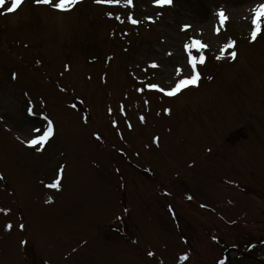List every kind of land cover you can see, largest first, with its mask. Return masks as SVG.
<instances>
[{
    "label": "rangeland",
    "instance_id": "obj_1",
    "mask_svg": "<svg viewBox=\"0 0 264 264\" xmlns=\"http://www.w3.org/2000/svg\"><path fill=\"white\" fill-rule=\"evenodd\" d=\"M126 4L0 9V264H264V0Z\"/></svg>",
    "mask_w": 264,
    "mask_h": 264
},
{
    "label": "snow or ice",
    "instance_id": "obj_2",
    "mask_svg": "<svg viewBox=\"0 0 264 264\" xmlns=\"http://www.w3.org/2000/svg\"><path fill=\"white\" fill-rule=\"evenodd\" d=\"M6 2H9V0H0V9L5 8ZM82 2H83V0H32V3L36 7H46V8H50L54 11L61 12V13L71 12L78 4H80ZM95 2L97 4H101V3L112 4L113 0H95ZM115 2L118 3L119 0H115ZM172 2H173V0H155V6L159 7V8H164L165 6H170L172 4ZM27 3H28V0H10V6L7 7V9L5 10V14L18 12V11L22 10ZM126 6L134 7L135 6L134 0H127ZM109 15H111V14H109ZM218 16L220 19V23L223 24L226 20L225 13L223 11H220L218 13ZM261 16H264V4L259 5L255 9V19L253 20V23L255 25V30L252 32V41L256 40L257 35L260 32L259 19ZM129 20L133 25L139 24V20L136 18H133L130 16ZM189 27H190L189 25H185L184 30H187ZM217 32H219V29H217ZM206 47H207V45L201 43L200 40H193L191 43H188L185 45V50L188 53L187 63L190 65V67H189L187 73H185L183 69L178 70L180 73V78L178 79V81L175 83V85L172 88L164 89V88L160 87L158 84L150 85L149 87L152 89H155L156 91L162 92L164 95H166L168 97H174L190 86H199V81L201 80L202 77H201V72L198 70L197 66L205 64L206 58L203 55H201L199 57V60H197L195 57H193L191 55V53H192L193 48L204 49ZM228 47L234 48L235 42L234 41L231 42L228 45ZM230 57L232 60H235L237 58V52L232 51L230 53ZM223 58H224L223 56L217 57V59H223ZM151 67L155 68V67H158V65L153 64V65H151ZM16 78H18V77L16 74H14L13 79H16ZM72 107L75 108L76 105L73 104ZM109 111L111 113V109ZM28 112H29V115L34 114L31 107L28 109ZM169 114H170V110H169ZM143 119L144 118L141 117L142 121H143ZM45 120L47 121L46 132L42 131L40 128H34L32 131L39 132L40 135L38 138H36V137L29 138L27 141L28 147L35 148L39 145H46L47 142L50 140V138L52 136H54V123L51 120H49L47 117H45ZM129 127H131V126H129ZM96 138L101 139L99 134H97ZM155 142L158 144L159 138H156ZM63 172H64V169L60 168L59 169V175H60L61 179H62ZM0 179H3L2 175H0ZM61 179H56L55 183L52 185H49V187H55L57 189H60ZM187 199L191 200V199H193V197L188 196ZM48 202H52V201L49 200ZM201 207H206V206L201 205ZM20 227H21V229H23L24 225H21ZM9 230H11V225H9ZM22 243H24L26 245L27 241H23ZM149 255L152 256V255H154V253L150 252ZM183 259L187 260L188 256H184ZM221 264H223L222 261H221Z\"/></svg>",
    "mask_w": 264,
    "mask_h": 264
},
{
    "label": "bare ground",
    "instance_id": "obj_3",
    "mask_svg": "<svg viewBox=\"0 0 264 264\" xmlns=\"http://www.w3.org/2000/svg\"><path fill=\"white\" fill-rule=\"evenodd\" d=\"M182 93H183V92H182ZM182 93L180 92L179 95L182 94Z\"/></svg>",
    "mask_w": 264,
    "mask_h": 264
}]
</instances>
